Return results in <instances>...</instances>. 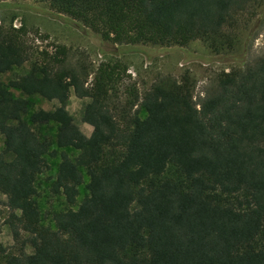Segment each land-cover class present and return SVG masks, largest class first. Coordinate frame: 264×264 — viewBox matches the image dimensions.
Listing matches in <instances>:
<instances>
[{"label": "trees", "instance_id": "obj_1", "mask_svg": "<svg viewBox=\"0 0 264 264\" xmlns=\"http://www.w3.org/2000/svg\"><path fill=\"white\" fill-rule=\"evenodd\" d=\"M40 1L113 44L200 40L221 53L236 47L238 17L258 0ZM67 56L65 46L36 50L23 28L0 24V74L29 64L10 86L0 81V192L16 247L0 248V264H264V58L219 75L196 102L189 74L141 99L121 64L100 65L89 85L87 66ZM72 93L90 99V136L74 126ZM35 96L58 104L30 115ZM54 144L63 151L51 192L70 207L54 214L55 229L37 202ZM83 170L89 193L74 209Z\"/></svg>", "mask_w": 264, "mask_h": 264}, {"label": "rangeland", "instance_id": "obj_2", "mask_svg": "<svg viewBox=\"0 0 264 264\" xmlns=\"http://www.w3.org/2000/svg\"><path fill=\"white\" fill-rule=\"evenodd\" d=\"M237 26L238 43L232 50L221 53L211 50L203 41L197 40L188 46H152V45H117L105 41L102 36L84 26L71 17L58 13L49 3L40 0H0V24L13 25L23 28L28 43L39 51L54 52L56 46H65L68 49L67 62L70 66H87L91 85L97 69L102 64H121L127 69L126 84L136 87L141 99L153 86L181 81L183 76L191 75L196 83L195 101L200 102L215 79L236 69H244L252 65L257 59L264 58V0L252 3L248 9L239 15ZM29 69V64L21 68L0 74V81L6 85ZM15 98L23 97L21 91L10 87ZM90 99H80L72 93L68 110L74 118L76 129L90 136L92 126L83 121V114ZM57 101H48L40 96L30 98V115L37 109L51 111ZM140 117L147 116L146 110L139 102L135 108ZM30 115L27 119H30ZM48 136L55 138L56 126L44 128ZM4 149V137L0 135V152ZM52 150H57L58 156H48L49 169L43 173L38 181L37 202L41 211L42 222L55 229L53 216L55 213L70 209L65 197L54 195L51 187L56 179L61 162L59 149L56 144ZM71 156L78 151L67 149ZM84 183L80 187L77 209L88 195L87 185L90 181L86 170ZM19 213V212H18ZM11 208L7 197L0 192V248L8 253H16L15 242L7 220ZM27 252L32 249L27 247Z\"/></svg>", "mask_w": 264, "mask_h": 264}]
</instances>
